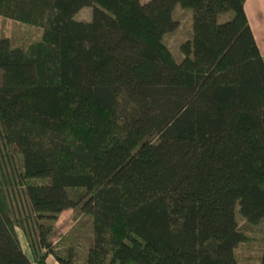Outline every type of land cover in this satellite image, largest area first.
<instances>
[{"label": "trees", "instance_id": "trees-1", "mask_svg": "<svg viewBox=\"0 0 264 264\" xmlns=\"http://www.w3.org/2000/svg\"><path fill=\"white\" fill-rule=\"evenodd\" d=\"M244 2L0 0L42 31L0 39V264H76L53 242L66 205L90 219L83 264L264 263V63ZM177 5L194 14L179 63Z\"/></svg>", "mask_w": 264, "mask_h": 264}, {"label": "rangeland", "instance_id": "rangeland-1", "mask_svg": "<svg viewBox=\"0 0 264 264\" xmlns=\"http://www.w3.org/2000/svg\"><path fill=\"white\" fill-rule=\"evenodd\" d=\"M150 0H141L142 4ZM92 16V9L85 7L81 9L74 17L77 21H90ZM194 16L191 9L181 8L176 6L173 10V19L178 23L177 29L163 37V42L171 52L175 61L179 63L183 59V54L180 52V46L191 39V20ZM224 19V18H223ZM42 31L39 28L19 24L9 19L0 18V39L7 38L12 46L25 49L31 43L39 41ZM19 167L18 163L13 161V168L16 170ZM8 177H12V168H8ZM56 223L57 234L53 238L56 243L58 251L65 253L67 248L73 247L75 253L76 264H83L88 246L91 245L90 238V219L80 212L73 211L67 205L61 213ZM238 223L244 227L243 221L238 218ZM23 245L25 240L17 230ZM250 237L259 240L260 235L258 231L249 233ZM262 243L260 241H253L242 245L237 250V256L253 257L259 255L261 252Z\"/></svg>", "mask_w": 264, "mask_h": 264}, {"label": "crops", "instance_id": "crops-1", "mask_svg": "<svg viewBox=\"0 0 264 264\" xmlns=\"http://www.w3.org/2000/svg\"><path fill=\"white\" fill-rule=\"evenodd\" d=\"M243 8L249 27L251 29V32L253 34L256 45L259 49V52L262 56L264 63V0H245ZM18 238L23 253L29 259H31V255L29 249L27 248L26 242L23 245V242L21 241L19 236ZM45 264H58V263L55 261V259L52 256H48L46 258Z\"/></svg>", "mask_w": 264, "mask_h": 264}]
</instances>
